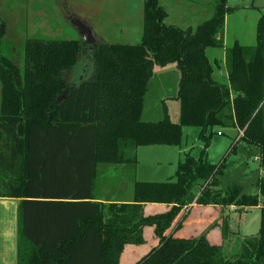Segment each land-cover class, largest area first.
<instances>
[{"label":"trees","instance_id":"obj_1","mask_svg":"<svg viewBox=\"0 0 264 264\" xmlns=\"http://www.w3.org/2000/svg\"><path fill=\"white\" fill-rule=\"evenodd\" d=\"M237 9L214 0L210 18L180 28L165 23L158 0H143L139 43L99 42L88 53L83 40L28 38L22 71L0 54V197L20 199L17 264H119L126 244L146 243L145 226L158 244L134 264H213L217 257L220 264H264V205L258 233L233 258L205 234L174 235L193 201L250 207L264 196L263 17L255 45L224 48L226 77L206 54L224 47L225 17ZM171 63L180 72L179 121L166 107L161 119L144 120L154 69ZM214 126L240 131L237 142L259 148L258 193L239 195L237 185L222 190L225 159L215 164L206 155ZM184 127H198L204 146L178 162L173 178L135 181L133 203L92 200L99 164H135L139 146L179 145ZM144 203L166 207L144 212ZM227 227L224 219L222 235Z\"/></svg>","mask_w":264,"mask_h":264},{"label":"rangeland","instance_id":"obj_2","mask_svg":"<svg viewBox=\"0 0 264 264\" xmlns=\"http://www.w3.org/2000/svg\"><path fill=\"white\" fill-rule=\"evenodd\" d=\"M227 3L237 5L238 9L226 15L223 33L224 46L229 47L235 41L241 45H255L257 22L261 16L264 20V0H227ZM27 7L29 13H25L28 10ZM32 7L37 11L35 14L31 13ZM0 11H2L0 18L8 28L5 34H0V54L15 60L21 71L24 65V44L28 38L78 39L82 41L83 36L80 28L72 21L76 18L88 24L95 38V41L85 43L88 53H92L94 44L99 42L135 44L141 40L143 0H0ZM206 54L215 70L216 64L222 65L223 47H208ZM166 82L169 83V88L171 85L172 87L175 85L169 74L162 83ZM153 86H155L154 91L151 90L150 94L148 92L144 101L142 114L144 120L160 119L154 118L158 117L154 116L157 113V107L162 105L159 99L160 94L157 97L154 95V93H158L159 87ZM161 89L163 90V87ZM167 106L170 119L179 121V102L170 99ZM149 111H151L150 114ZM214 130L215 133L210 138L206 155L208 161L215 164H219L221 160L225 159L224 175L218 177L222 190L225 192L229 186L237 185L240 190L239 195L258 193V180L263 173L258 147L244 141L237 142L236 140L239 139L242 132L236 133L235 129L214 126ZM218 131L222 135H218ZM198 132V127H184L181 143L176 146L164 147L166 149H158L156 146L150 145L136 148L135 153L137 151V156L140 157L138 175L140 172L145 173L154 168L162 167V170H165L166 165L164 167L163 161L168 158L173 164V176L171 177L173 178L176 169L174 166L180 159L183 160L187 153L197 157L203 149L204 144L198 138ZM234 142H237V145L235 152H232L230 150ZM131 152L128 150L126 156H129ZM157 159L162 161L159 166L156 163ZM102 165L99 164V166ZM109 166L116 167L117 165H103V168L113 171V176L106 178L108 182L115 177L117 171ZM103 168L101 167L99 171L100 176L103 174ZM263 205L264 196H261L259 204L255 206L219 205L220 207H215V213L214 210L204 209L202 215L186 214L182 221V226L183 223L185 225L184 231H187L184 233L185 238H188L187 233L191 232L193 222L201 219L212 220L203 226L202 230L196 229V233L189 237L210 233V236L208 234L209 238H206L211 243L221 245L225 257L233 258L238 254L242 244L246 240L253 241V237L258 233L260 210ZM210 212L215 214L213 219L207 218V216L209 217L207 214ZM224 219H226L228 227L226 233L222 235L221 226ZM221 262L222 259L217 257L213 264Z\"/></svg>","mask_w":264,"mask_h":264},{"label":"crops","instance_id":"obj_3","mask_svg":"<svg viewBox=\"0 0 264 264\" xmlns=\"http://www.w3.org/2000/svg\"><path fill=\"white\" fill-rule=\"evenodd\" d=\"M158 1L166 11V17L164 21L167 22V24H172L180 28L195 27L200 22L210 18L214 10V0H158ZM36 12L37 11H35L32 7L31 13L35 14ZM1 13L2 11H0V14ZM25 13H29V9L26 10ZM0 21L1 23H3V29L1 34H5L8 28H6V23H4V21L1 18ZM223 48H225V46ZM223 55L224 56L222 59V65L216 64L217 68L215 72L217 73L219 78L226 77V73H227L224 62L225 49ZM168 74L169 76L172 77V79L175 82V85H173V87L171 85L170 88L168 87L169 83L167 82L162 83L167 79ZM179 78H180V72L175 63H171L163 67H159V66L155 67L153 76L149 81V86L147 88V93H146V95H148V92L150 94L151 90L154 91L155 86L153 85H157L159 87L157 91L158 93H154V95L157 97V95L160 94L159 99L161 100L162 105L160 104V106L157 107V113H155L154 116H158V117H154V118L161 119L163 117L164 107H166V110L168 109L167 103L170 99H172V101L175 102L178 101L175 97L178 90ZM161 87H163V90L162 89L160 90ZM0 93H1V82H0ZM143 112H144V107L142 114ZM148 113L150 114L151 111H149ZM150 146H156L158 149H163L164 147H170L171 145H160V146L150 145ZM135 156L137 160L135 164H132L131 162H126L119 164L116 167L109 166L112 169H117L116 171L117 174L115 173V177L111 178L109 182L106 180V178L108 176H113L112 174L113 171H111V169H106L105 167L103 168V165L97 166V173H96L97 176L95 178V190H94L95 198L92 199L93 201L103 202V203L115 202L117 204L133 203V187L135 181H145V180L161 181V180L170 179L173 176V171H172L173 164L170 160H168V158L165 159L166 161H163V163H165L164 167L166 165L165 170H162V167L154 168L153 170L146 171L145 173L140 172V174L138 175V165H139L140 157L137 156V151L135 153ZM255 158H258V156H255ZM259 158H260V154H259ZM180 161L182 160L180 159ZM161 162H162L161 159L156 160L158 166ZM177 164L178 163L175 164L174 166L175 168H177ZM101 167L103 168L102 176H100L99 173ZM19 201L20 199L16 197H0V264H17V240H18L17 212H18ZM165 207H166L165 203H146V206L144 203V212L162 211L165 209ZM215 207H220V206L211 205V204L201 205L193 201L191 204H189V206H187V208H185V212H187V214L192 213L193 216H195L196 214L202 215V211L204 209L214 210ZM210 213L207 214L209 215V217L207 216V218L213 219L215 214H213L212 212ZM211 221L212 220L201 219L197 222H193L191 225L192 229H190L191 232L187 233V237L196 233V229L202 230L201 228L203 226H206V224L208 222L210 223ZM184 227L185 225L183 223V226L181 225L180 227L181 229L180 228H179L180 230L177 229L174 232V235L185 237L186 235H184V233L187 231H184L185 230ZM178 230L179 232H177ZM166 232H168V230ZM143 233L146 239V243L144 242L139 245L126 244L121 253L119 264H134L142 255H144L151 248V246L158 244V238L153 233V227L145 226L143 228ZM208 234L209 236L211 235L210 233H205L207 238H209Z\"/></svg>","mask_w":264,"mask_h":264},{"label":"water","instance_id":"obj_4","mask_svg":"<svg viewBox=\"0 0 264 264\" xmlns=\"http://www.w3.org/2000/svg\"><path fill=\"white\" fill-rule=\"evenodd\" d=\"M75 24H77L80 28V32L83 36V41L84 43H89V42H93L95 41V38L93 37V34L88 26V24H86L84 21L80 20V19H74L72 20ZM68 89H65L61 96L60 99L63 98L65 96V94L67 93Z\"/></svg>","mask_w":264,"mask_h":264},{"label":"built area","instance_id":"obj_5","mask_svg":"<svg viewBox=\"0 0 264 264\" xmlns=\"http://www.w3.org/2000/svg\"><path fill=\"white\" fill-rule=\"evenodd\" d=\"M218 134H221V132H220V131H218Z\"/></svg>","mask_w":264,"mask_h":264}]
</instances>
